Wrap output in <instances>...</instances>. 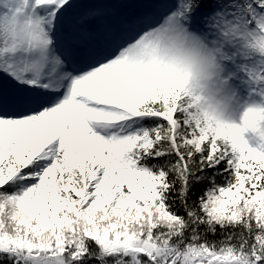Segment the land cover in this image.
<instances>
[{"label": "snow or ice", "instance_id": "6c2138e0", "mask_svg": "<svg viewBox=\"0 0 264 264\" xmlns=\"http://www.w3.org/2000/svg\"><path fill=\"white\" fill-rule=\"evenodd\" d=\"M206 7L0 0V264H264V145L187 121L163 55L264 0Z\"/></svg>", "mask_w": 264, "mask_h": 264}, {"label": "clouds", "instance_id": "9594fccd", "mask_svg": "<svg viewBox=\"0 0 264 264\" xmlns=\"http://www.w3.org/2000/svg\"><path fill=\"white\" fill-rule=\"evenodd\" d=\"M247 46L264 56V37L245 35ZM163 55L182 84L187 121L229 147L233 139L254 149L264 145V106L245 104L239 110L225 90L216 50L199 33L170 41Z\"/></svg>", "mask_w": 264, "mask_h": 264}, {"label": "rangeland", "instance_id": "374dc122", "mask_svg": "<svg viewBox=\"0 0 264 264\" xmlns=\"http://www.w3.org/2000/svg\"><path fill=\"white\" fill-rule=\"evenodd\" d=\"M77 1L80 2V0H74V2L80 4ZM114 1H116L115 3L119 2V0H88V3L84 6L96 5V8L102 10L105 5L100 2H106L110 5L115 4L112 3ZM202 2L207 6L205 10L210 11L211 6L220 2V0H203ZM237 2L240 1L237 0ZM178 3L179 0H166L162 4L163 6H173L178 5ZM257 15H264V12ZM100 19L106 18L100 17ZM95 21L97 20L91 23ZM233 22L237 24V32L228 37L213 36L205 38L199 34L214 49H220L217 55L221 64L225 90L232 96L236 109L239 110L245 104L252 103L264 106V56L249 48L245 40V35L255 30V21L250 19L247 10H242ZM2 76L3 74H0V77ZM257 76L260 79H257Z\"/></svg>", "mask_w": 264, "mask_h": 264}, {"label": "trees", "instance_id": "16d2710c", "mask_svg": "<svg viewBox=\"0 0 264 264\" xmlns=\"http://www.w3.org/2000/svg\"><path fill=\"white\" fill-rule=\"evenodd\" d=\"M145 123L147 124V123H150V122L149 121H146ZM167 159H168V157L161 156V157H159L157 159H149L145 163H146V165L148 167L152 168L153 165L159 166L161 163L167 161ZM152 170L155 171V168H152ZM207 171H208V175L211 176L213 170L209 169ZM217 182L218 183H223V179L218 177L217 178ZM203 187H207V182L205 183V185ZM193 188H194L193 191H190V193H189V197H190V201L189 202L190 203L192 201H194V200H197L198 197H199V195L202 194V187H198L196 185H193ZM209 238L210 239H219L220 238L219 237V233H218L217 237H211L210 236Z\"/></svg>", "mask_w": 264, "mask_h": 264}]
</instances>
